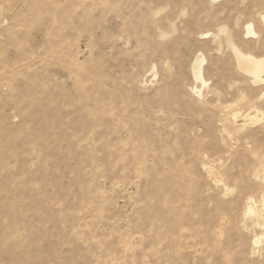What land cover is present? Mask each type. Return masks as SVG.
<instances>
[{
    "label": "rangeland",
    "instance_id": "1",
    "mask_svg": "<svg viewBox=\"0 0 264 264\" xmlns=\"http://www.w3.org/2000/svg\"><path fill=\"white\" fill-rule=\"evenodd\" d=\"M263 14L0 0V264H264Z\"/></svg>",
    "mask_w": 264,
    "mask_h": 264
},
{
    "label": "bare ground",
    "instance_id": "2",
    "mask_svg": "<svg viewBox=\"0 0 264 264\" xmlns=\"http://www.w3.org/2000/svg\"><path fill=\"white\" fill-rule=\"evenodd\" d=\"M262 18L264 19V14L262 15ZM246 30H247L248 34H254V31H253L251 25H248L246 27ZM234 53H235V57L237 59L238 65L243 72L250 74L253 77L255 82L264 81V57L257 59V58L250 56V55H245L236 49H234ZM200 68H201L200 64L196 63L195 67L193 69L194 76L199 78V79L201 78ZM235 116H237V115H234V117ZM254 117H256V116H254ZM247 208H248V211H247L248 214H256V211H255V209H253V207L250 206ZM261 212H262V215L264 218V212L263 211H261ZM252 216H255V215H252Z\"/></svg>",
    "mask_w": 264,
    "mask_h": 264
}]
</instances>
